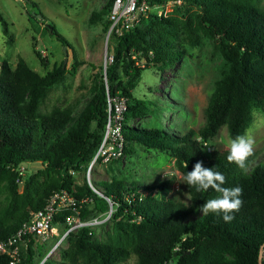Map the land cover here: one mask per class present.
<instances>
[{
    "label": "trees",
    "instance_id": "16d2710c",
    "mask_svg": "<svg viewBox=\"0 0 264 264\" xmlns=\"http://www.w3.org/2000/svg\"><path fill=\"white\" fill-rule=\"evenodd\" d=\"M158 1L152 0L151 3L154 5ZM187 1L200 5L196 27L219 40L218 49L228 64V69L216 81L205 108V122L197 131L190 128L176 135L163 128L128 124L130 118L142 117L148 111L144 101L132 102V89L141 71L148 68L149 63L170 65L181 57V52L172 44L174 37L170 32L137 24L127 33L109 34L112 61L106 66L105 74L100 72L96 78L88 104L68 126V109L50 114L38 111L47 89L63 75V68L54 67L40 76L22 57L18 58L14 68L8 60L1 59L0 176L14 170L18 173L24 163L34 161L44 164L47 171L56 170L59 173V180L44 188L32 211L42 208L50 195L61 188L69 190L79 201L78 204L83 198L90 199L82 202L83 219L88 218L92 211H108L109 204L105 198H110L115 219L133 221L140 218L141 226L149 229L148 235H138L133 246L138 264H166L174 258L176 264H259L264 250V158L254 164L257 157L254 151L247 171H242L228 162L229 149L220 150L208 142L222 126H226L231 139L243 135L251 122V111L254 108L264 110V10L231 0ZM27 2L35 5L31 0ZM112 2L108 0L101 13L109 14ZM91 19L98 20L99 14H92ZM157 23L163 27L172 22L160 18ZM0 25L2 32L7 34L8 24L1 12ZM102 25L107 31L109 18ZM186 27L191 30L190 16L186 19ZM48 28L59 42L69 45L53 24ZM35 54L40 57L38 51ZM107 88L110 97L122 94L127 98L123 128L127 141L125 153L128 142L136 140L169 152L183 180L197 162L222 173L226 178L224 187L238 186L242 189V206L233 213L231 222H224L222 214L202 215L201 206L220 194L212 189L197 192L187 186L185 180L189 205L171 198L140 199V195L149 189L168 190L167 180H160L146 188L116 180L102 185L101 195L93 192L84 178L79 190L71 188L69 170L83 172L102 139L107 116ZM197 137L202 139L198 141ZM68 213L69 210L58 213L55 223H61ZM29 216L26 214L19 225L0 227V239L15 232ZM91 233L90 227H81L68 235V257L71 261L83 253L93 264H115L127 254V250L121 247L90 243ZM33 240L31 238L25 251L21 250L19 264H34ZM213 253H227L231 259L209 261ZM8 260L9 256L0 254V264H8Z\"/></svg>",
    "mask_w": 264,
    "mask_h": 264
},
{
    "label": "rangeland",
    "instance_id": "374dc122",
    "mask_svg": "<svg viewBox=\"0 0 264 264\" xmlns=\"http://www.w3.org/2000/svg\"><path fill=\"white\" fill-rule=\"evenodd\" d=\"M0 0V12L8 24V33L4 34L0 25V61L6 59L14 68L18 58L22 57L28 66L44 76L54 67L64 70L61 78L49 87L39 103L42 114L68 109L71 124L82 112L93 95V85L99 73L105 74L106 66L112 61V46L109 42V28H103V22L109 14L101 13L108 0ZM253 5L264 10V0H231ZM201 12L198 3L187 0H159L140 18L139 25L154 26L173 35V46L181 52L170 65L149 63L132 89V102L144 101L148 111L138 118H130L128 124L135 127L163 128L176 135L187 129L197 131L205 122V108L216 81L228 69L222 57L217 38L209 37L196 27L195 21ZM99 14L92 20L91 15ZM41 15V17H38ZM157 16V18L155 17ZM192 18L191 30L186 27V19ZM160 18L170 20L171 25L158 24ZM53 24L69 42L65 45L50 34L48 25ZM136 24V25H137ZM66 48L67 54L64 53ZM38 51L40 57L35 52ZM66 59V62L64 60ZM102 67V69L100 68ZM251 122L243 135L254 141L257 157L254 164L264 158V110L254 108ZM231 138L226 126H222L216 136L208 142L220 150L229 149ZM73 172V173H72ZM6 172L0 176V227L20 224L26 214L33 213V205L38 196L51 182L59 180L56 170L47 171L40 161L28 163L17 174ZM71 175V188L79 190L84 178L91 188L101 192L104 184L116 180L126 181L135 186L156 184L160 180L169 182V189L159 191L149 189L140 195V199L155 197L171 198L189 205L190 196L185 189L182 174L177 169L174 158L169 152L151 148L139 141L128 142L124 155L108 163H97L88 174V165L83 172H68ZM91 190L95 192L92 188ZM97 193V192H95ZM78 207L81 215L83 203ZM70 212L71 209L69 210ZM100 213L91 212L86 219ZM190 218V216L188 217ZM90 243H104L127 250L122 260L115 264H138L133 246L141 234H149L147 226H141V219L129 221L112 217L97 226H91ZM34 239L31 244L35 251L34 264H93L85 254L76 256L75 261L68 257L70 241L66 239L56 250L51 248L56 238ZM21 250L25 249L21 245ZM20 250V254H21ZM25 251V250H24ZM23 251V252H24ZM259 264H264V250ZM227 253H213L209 261L228 260ZM21 261V260H20ZM166 264H176V259Z\"/></svg>",
    "mask_w": 264,
    "mask_h": 264
},
{
    "label": "built area",
    "instance_id": "2783aa9c",
    "mask_svg": "<svg viewBox=\"0 0 264 264\" xmlns=\"http://www.w3.org/2000/svg\"><path fill=\"white\" fill-rule=\"evenodd\" d=\"M151 2L152 0H113L108 16L109 34L115 32L117 35H121L129 32L140 21V18L146 15L153 5ZM126 111L127 98L122 94L110 97L107 88V116L104 133L88 164L89 175L94 164L108 163L124 155L127 144L123 133ZM88 181L91 188L101 195L92 185L90 178ZM105 199L109 204L108 211L90 219H83L78 210L81 205L69 190L61 188L54 191L42 208L33 211L15 232L0 239V254L9 256L8 264H19L21 245L26 247L31 238L46 239L52 236H55L57 240L53 244L51 252L58 249L70 233L76 232L81 227L100 225L112 217L114 211L112 200ZM84 201H90V199L86 197L81 200V202ZM70 209L72 212L69 211L61 223H55L58 213Z\"/></svg>",
    "mask_w": 264,
    "mask_h": 264
},
{
    "label": "clouds",
    "instance_id": "9594fccd",
    "mask_svg": "<svg viewBox=\"0 0 264 264\" xmlns=\"http://www.w3.org/2000/svg\"><path fill=\"white\" fill-rule=\"evenodd\" d=\"M202 138L197 137V140ZM254 154V141L245 135H238L231 140L227 160L234 163L240 170L247 171L249 158ZM187 167V163L184 165ZM189 187L195 188L197 192L214 190L220 194L218 197L207 200L200 208L202 215L215 214L228 223L234 219L233 213L238 212L242 206V189L240 187H224L225 176L211 168H205L202 162H197L193 170L184 177Z\"/></svg>",
    "mask_w": 264,
    "mask_h": 264
},
{
    "label": "water",
    "instance_id": "95a60500",
    "mask_svg": "<svg viewBox=\"0 0 264 264\" xmlns=\"http://www.w3.org/2000/svg\"><path fill=\"white\" fill-rule=\"evenodd\" d=\"M27 1V0H26ZM38 17H41V15H38ZM63 51H64V53L65 54H67V50H66V48L65 47H63ZM64 62H66V59L64 60ZM27 165V163H24V166H26ZM261 259V258H260Z\"/></svg>",
    "mask_w": 264,
    "mask_h": 264
}]
</instances>
